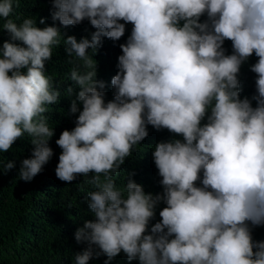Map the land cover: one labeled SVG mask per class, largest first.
<instances>
[{
  "label": "clouds",
  "instance_id": "1",
  "mask_svg": "<svg viewBox=\"0 0 264 264\" xmlns=\"http://www.w3.org/2000/svg\"><path fill=\"white\" fill-rule=\"evenodd\" d=\"M19 2L0 0L9 37L0 45V152L25 133L32 137L18 170L25 183L54 156L47 106L61 91L46 62L62 39L55 22L66 28L87 20L96 29L90 39L64 40L67 56L74 54L69 62L83 64L70 71L79 86L68 113L75 126L55 140L56 178L71 184L84 177L93 186L85 199L94 219L74 232L86 245L75 264L101 256L111 264L122 252L139 264H264V241L252 235L264 226V0H51L54 23L43 28L34 17L10 18ZM127 24L106 102L88 50L95 55L105 37L119 41ZM253 54L256 94L241 98V67ZM73 93L69 85L66 94ZM148 126L182 137L154 146L163 189L155 195L135 173L123 188L114 179ZM3 167L11 171L16 162Z\"/></svg>",
  "mask_w": 264,
  "mask_h": 264
},
{
  "label": "trees",
  "instance_id": "2",
  "mask_svg": "<svg viewBox=\"0 0 264 264\" xmlns=\"http://www.w3.org/2000/svg\"><path fill=\"white\" fill-rule=\"evenodd\" d=\"M51 0H20L19 6H14L12 17L16 22L22 21L25 17H34L36 26L43 28L53 25L51 19ZM45 18V24H40V19ZM202 20L206 17H202ZM123 22V21H121ZM4 21L0 19V45L4 40L9 39L8 34L3 31ZM60 27L62 39L59 45L53 46L52 59L46 62V75L53 78L60 86L61 97L56 104L48 105V123L55 130V136L49 141L50 147L54 150V156L41 174L36 176L30 183L20 180L18 170L20 161L31 155L32 137L27 133L18 139L8 152H0V264H75V253L82 251L86 245L77 244L74 239V232L78 227L83 226L85 220L94 219L88 209L86 202L87 194L93 190V186L83 183L84 177H79L71 184L61 182L55 176V167L58 163V156L61 149L55 144L60 133L64 129L71 130L75 124V115H69L71 100L79 91V86L70 79V71L75 64H83L74 58L68 57L65 52L64 40L67 35H73L77 41L81 38H91L96 31L89 21L85 20L80 25ZM131 24L126 25L125 35L116 42L108 38H102V46L96 54L89 55L96 61L97 79L106 83V102L113 98L111 79L118 71V56L122 54L119 47L125 43L131 33ZM224 47L227 54H231V41H225ZM252 57L241 67L239 79L241 82V98H251L256 94V74L250 71V66L257 61ZM83 70V69H82ZM74 88L70 97L66 94L68 86ZM253 106L255 102L253 101ZM82 108V105L78 104ZM78 115V113L76 114ZM202 123H206L202 121ZM149 136L136 146L130 157L125 159L120 172L114 177L117 187L123 188L127 183L129 173H135L131 178L143 186L146 193L157 194L163 191L160 185L162 179L158 174L152 152L154 146L161 141L181 139L168 132L167 129L159 131L148 126ZM14 160L16 167L6 171L3 167L8 161ZM199 186V184H198ZM163 203L158 205L156 216L152 224L160 220L159 211L165 207ZM253 239L264 241V226L253 229ZM106 257L92 259L89 264H103ZM111 264H139L138 260L129 262L123 252L111 261Z\"/></svg>",
  "mask_w": 264,
  "mask_h": 264
}]
</instances>
